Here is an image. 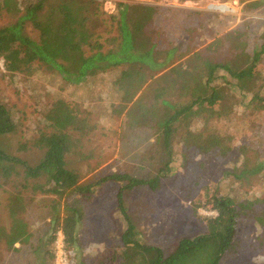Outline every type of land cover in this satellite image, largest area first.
<instances>
[{
  "label": "trees",
  "instance_id": "1",
  "mask_svg": "<svg viewBox=\"0 0 264 264\" xmlns=\"http://www.w3.org/2000/svg\"><path fill=\"white\" fill-rule=\"evenodd\" d=\"M261 3L257 1L248 6L257 7ZM158 10L143 4H119L117 13L107 17L103 3L98 0H0V11L15 17L12 24L0 28V57L7 71H35L46 67L66 82L80 84L89 77L122 67L113 82L119 96L113 112L125 114L133 126L152 128L156 143L166 157L158 175L146 180L113 173L96 183H82L80 173L69 167L68 158L79 142L75 136L90 135L95 129L83 111L66 101L52 108L45 118L48 131L42 130L34 144L42 151V158L30 165L15 156L9 145H2L5 137L16 132V124L0 102V186L2 181L15 180L22 185V191L19 189L8 199L10 228H0V241L8 250L16 244H28L32 236L23 216L28 205L24 196L27 190L32 195H51L58 199L51 207L49 236L41 240V247L34 249L36 261L43 259L45 253L54 258L52 245L59 233L64 237L67 251L80 250L79 230L85 219L86 202L92 199L97 186L106 182L120 184L117 207L127 228L111 257L103 256L96 264L113 261L119 264H225L224 259L237 252L242 220L254 218L264 226V208L260 214H252L254 202L214 197L211 205L217 215L208 218V233L180 238L173 249H166L144 243L130 217L125 200L127 191L141 187L158 190L166 176L164 173L171 171L176 145L182 147V153L195 150L226 156L231 152V137L218 131L213 123L230 114V108L236 103L234 89L249 99L250 108L264 110L263 84L257 80L264 38L260 49L249 54L246 43L238 38L241 35L233 32L227 36H232V47L238 51L229 57L205 56L202 51L189 56V52L179 53L177 47H164L162 32L155 26ZM107 20L113 22L115 34L102 41ZM28 25L38 32V40L27 35ZM220 73H225L234 83L218 84ZM142 91L145 92L138 97ZM197 120L203 122L202 129L192 128ZM263 168V163H255L251 168L247 164L239 175L260 173ZM80 264L92 263L84 260Z\"/></svg>",
  "mask_w": 264,
  "mask_h": 264
},
{
  "label": "rangeland",
  "instance_id": "2",
  "mask_svg": "<svg viewBox=\"0 0 264 264\" xmlns=\"http://www.w3.org/2000/svg\"><path fill=\"white\" fill-rule=\"evenodd\" d=\"M98 1L103 3L107 17L117 13L119 4L158 8L155 26L162 32V44L167 48L177 47L179 53L189 52V56L202 51L205 56L229 57L234 48L232 36L227 35L233 32L241 35L242 38H238L246 43L249 54L260 49L264 38V0ZM257 1L262 3L257 7L248 6ZM192 11L200 15H192ZM14 21L15 17L0 11V28ZM107 21L102 29L106 30L102 41L115 34L113 22ZM26 33L35 40L39 38L38 32L30 25ZM120 70L122 67L89 77L80 84H70L46 67L9 72L0 57V102L16 124V132L5 137L2 145H9L15 156L30 165L37 164L42 151L34 144L42 130L48 131L45 118L54 106L66 101L83 111L95 127L90 135L75 136L79 142L68 158L69 167L80 173L82 183H96L113 173L142 180L157 176L166 157L156 143L154 130L147 126H133L125 114L113 112V106L119 102L113 82ZM219 78L220 85L234 83L225 73H220ZM257 80L263 84L261 94L264 96V53L258 64ZM234 90L236 103L230 108V114L213 123L218 131L231 137L232 150L228 155L203 154L195 150L182 153V147L176 145L171 171L164 173L166 176L158 190L141 187L127 191L126 205L144 243L173 249L180 238L207 234L208 218L217 215L211 205L214 197L227 196L237 202H254L252 214L263 211L264 168L256 174H239L247 164L248 168L255 163L264 164V110L250 108L249 99L240 90ZM147 97L149 94L146 93ZM203 127V122L197 120L192 128ZM1 184L0 228L9 229L8 199L21 190L22 185L19 186L17 180L12 183L2 181ZM119 188V183H103L86 202L85 219L79 230L80 250L67 251L64 237L59 233L52 245L54 258L45 253L38 261L34 249L41 247V240L49 236L51 207L58 199L24 191L28 205L23 216L32 236L28 244H16L9 250L0 241V264H80L84 260L96 264L103 256L110 258L127 228V222L117 207ZM239 228L237 252L226 257L224 263L264 264V226L254 218H246Z\"/></svg>",
  "mask_w": 264,
  "mask_h": 264
}]
</instances>
